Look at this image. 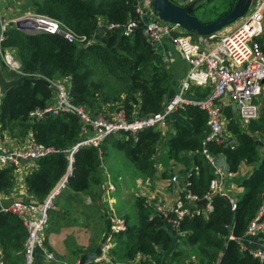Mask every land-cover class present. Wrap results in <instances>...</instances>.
<instances>
[{"label":"trees","instance_id":"trees-1","mask_svg":"<svg viewBox=\"0 0 264 264\" xmlns=\"http://www.w3.org/2000/svg\"><path fill=\"white\" fill-rule=\"evenodd\" d=\"M26 1L34 13L56 18L80 34H93L100 18L120 25L130 18H137V0ZM233 5L218 13L214 10L218 9L216 6L200 21L211 22L226 14ZM263 38L259 39L261 44ZM1 46L13 51L23 72L50 79L69 77L71 101L85 106L92 113L101 111L104 106L113 109L115 105V108H122L127 117L153 114L162 110L178 84L177 63L167 68L161 55L146 41L141 28L135 29L130 36L108 31L93 43L79 46L57 34L26 33L12 25L7 28ZM97 68H103L107 74L124 82L117 94L108 80L94 78ZM0 69L7 78L17 77L1 60ZM207 91L194 89L197 97L205 96ZM121 92L124 96L120 95ZM52 95V87L24 81L7 89L0 101L2 135L5 131L10 137L23 141L31 132L36 143L61 151L39 158L35 167L25 175L27 192L38 201L48 196L66 176L69 161L65 150L80 139L88 127L70 111L30 120L29 112L45 107ZM225 113L232 143L210 142L208 150L214 156L224 157L230 173H236L242 164L252 165L239 183L244 192L237 197L235 210H231L223 198L213 195L209 199L211 210L200 203L191 205L194 213L185 215L173 228L143 197L136 196L138 222L130 224L126 220V229L113 235L109 254L114 262L136 264L133 261L137 260V264H189L185 257L190 250L196 256L198 261L194 263L197 264H264L247 251H240L236 240L227 238L230 233L236 237L244 233L264 192V151L261 153L264 143L256 142V134L264 133V111L246 128L234 118L231 107H227ZM169 119L172 131L166 133L160 128H145L135 134L109 136L99 149L81 147L74 154L71 174L60 192L92 190L93 196H98L105 179L100 170L99 152L103 158L112 144L125 152L143 177L153 175L156 161L165 164L172 160L182 165L190 172L187 178L189 191L200 200L205 198L214 175L212 166L200 151V142L207 129L206 112L197 106L186 105L172 113ZM161 175L167 177L166 172ZM14 186V167H0V193L9 194ZM48 229L49 225L47 232ZM25 236L20 218L0 210V246L5 260L13 264L21 262Z\"/></svg>","mask_w":264,"mask_h":264},{"label":"built area","instance_id":"built-area-1","mask_svg":"<svg viewBox=\"0 0 264 264\" xmlns=\"http://www.w3.org/2000/svg\"><path fill=\"white\" fill-rule=\"evenodd\" d=\"M135 11L137 18H130L123 25L108 23L100 18L96 30L90 35L77 33L60 20L45 14L32 13L25 17H18L12 22L0 20V60L5 67L17 77H43L49 81L53 90L50 98L52 101L45 107L31 110L29 119L36 120L44 115H57L70 111L88 126L83 130V136L65 150L69 161L67 174L48 196L42 201H22L13 198L14 201L9 207L0 206L1 210L9 211L20 218L26 230L20 252L22 260L19 264H33L37 250H43L47 260L55 259V254L46 247L49 211L54 197L64 188L67 177L71 174L74 154L81 147L93 146L99 149L109 136L135 134L145 128L162 130L166 126L171 127L170 115L186 105L197 106L207 115V129L200 142V151L212 166L214 175L209 181L205 198L209 200L217 193H224L229 197L230 209L236 208L237 198L229 196L224 189V179L232 173L223 166L217 156L210 153L207 145L210 142L232 143V140L227 138L228 118L225 113V100L234 105L237 113L236 120L239 124L257 119L261 113L258 97H264V51L259 39L264 33V0H252L246 14L239 18V22L232 29L225 27L209 35H197L196 41L192 40V37L179 25L160 20L150 0H137ZM25 19H30L32 23L24 24L25 27L22 29L24 32L57 34L79 46L93 43L108 31L130 36L135 29L141 28L146 41L157 53L159 50L156 45L168 41L185 62L184 73L178 81V90L166 100L162 110L147 116L127 117L122 108L118 109L114 106L113 109H107L104 106L101 111L92 113L85 106L71 101L69 77L50 79L39 74L23 72L21 63L13 51L2 48L1 42L5 38L9 24L15 25V22ZM161 57L167 66L173 61L171 53L162 54ZM194 89H208V91L205 96L193 97ZM5 139L7 138L0 132V167L12 165L15 182L18 177L32 170L39 158L50 153L61 152L53 146L36 143L31 134L23 143L13 146L7 144ZM99 157L102 158L100 152ZM169 174L166 186L172 194V200L169 203L156 204L154 208L167 219L169 226L175 228L185 215L194 213L195 210L191 205H196V201L200 199L188 189L190 182L187 178L190 172H185L183 182L175 170H170ZM115 190V186L106 181L104 192L107 199ZM204 208L211 210L210 203L208 202ZM109 213L111 214L108 225L109 236L106 242L101 244V254L97 258V261L106 264H111L109 254L111 237L127 227L122 215L116 214L112 208ZM169 214H173V217H169ZM227 238L236 240L240 251H247L264 263V192L261 194L256 213L249 221L244 233L237 237L230 233ZM0 264H13L4 259L1 246ZM189 264L197 263L189 262Z\"/></svg>","mask_w":264,"mask_h":264},{"label":"crops","instance_id":"crops-1","mask_svg":"<svg viewBox=\"0 0 264 264\" xmlns=\"http://www.w3.org/2000/svg\"><path fill=\"white\" fill-rule=\"evenodd\" d=\"M183 3H178L180 5L185 4L191 0H181ZM264 36V33L260 37ZM260 41V40H259ZM262 49L264 51V38L262 40ZM170 43L162 42L159 44V53L162 54H172L173 61L169 63V66L180 65L181 73H179L176 82L183 75L185 70V62L181 59L179 54L170 49ZM177 54V57L175 56ZM181 75V76H180ZM6 77V76H5ZM7 78V77H6ZM11 78V77H10ZM173 92V90H172ZM195 93V92H194ZM195 95V94H193ZM1 100V96H0ZM262 100L259 98L261 104V112L264 111V97ZM52 100L49 99L48 102ZM225 109L231 107L234 114V118L237 119V113L233 105L225 100ZM115 107V105H114ZM250 122V121H249ZM248 122V123H249ZM248 123H241L243 128H246ZM167 127V126H166ZM164 129V128H163ZM162 129V132H163ZM168 132V130L166 131ZM228 132V130H227ZM6 138H10L7 132H3ZM31 134L29 132L25 139ZM227 138L232 140L231 134L228 132ZM21 141V140H20ZM25 140L21 141L19 144L23 143ZM12 143L17 145L16 142ZM13 146V145H11ZM110 149L117 151L118 155H115L111 161L108 162V152ZM125 152L121 149L116 148L114 145H110L107 148V154L101 158L100 170L105 174V179L99 187L98 196H93L92 190L73 192L68 190H63L53 199V204L51 207V214H55L57 221L52 225L49 224V229L46 234V247L48 250L55 254L54 260H47L46 255L43 250H37L34 256L33 264H78L79 256L82 253L92 251L98 244L106 242L109 233V217L111 208L116 214L122 215L125 220H128L130 224H137L138 215L137 208L135 205V197L140 196L145 199V201L153 207L159 203H169L172 200V194L169 188L166 186L167 179L169 178L170 170H175L180 175V180L183 182L185 180L184 174L186 169L182 165L177 164L173 166L172 164L167 165L156 161L154 166L156 171L152 176L143 177L141 173L135 169L131 175L118 173V179L120 182L114 185L109 179L110 174L108 173L110 168H113L117 162L123 161ZM126 156V155H125ZM218 160L223 163L226 167L225 159L221 155H216ZM108 164V165H107ZM108 166V167H107ZM109 168V169H108ZM245 168H247L245 170ZM251 169V165L242 164L236 173H232L231 176L225 177L224 179V189L229 196L237 198L241 195L244 190L239 186L242 178H244ZM166 172L167 177L163 178L161 173ZM132 180L129 179V177ZM25 175L18 177L15 182L14 189L9 194L0 193V201L2 199H18L22 201H35L36 199L28 194L25 185ZM106 181H109L115 186L114 193L110 194L109 199L104 192ZM37 201V200H36ZM118 206L115 208V205ZM130 205H134L135 215L133 219H130L127 215V209ZM1 206V205H0ZM1 210V207H0ZM156 212V211H155ZM54 221V220H53ZM113 236L110 239L111 248L113 247ZM254 246V245H253ZM16 254V253H15ZM192 263L193 261H188ZM111 263L115 262L111 259Z\"/></svg>","mask_w":264,"mask_h":264},{"label":"water","instance_id":"water-1","mask_svg":"<svg viewBox=\"0 0 264 264\" xmlns=\"http://www.w3.org/2000/svg\"><path fill=\"white\" fill-rule=\"evenodd\" d=\"M201 1L203 0H193L185 5H180L173 2L172 0H150V3L160 20L177 24L189 34L195 33L197 35H209L220 31L225 26L232 24L237 19L245 15L252 2V0H236L233 7L226 14L211 22L202 23L200 19L192 13L193 9ZM26 23H32V21L30 19L20 20L15 22V26L22 30L24 29V24ZM24 81H29L31 83H42L46 86H50L49 81L43 77L19 76L6 78L0 69V96H2L7 89ZM233 108H235L234 105ZM256 142L260 143L259 140H256ZM216 195L223 198L226 204L230 206L229 197L226 194L217 193ZM13 201V198L2 199L0 201V205L2 208H7ZM208 202L209 200L207 198L196 201V203L202 204L203 207H206ZM157 214L163 218L162 214L158 212ZM100 254L101 244H98L92 251L82 253L79 256L78 264H88L90 262L97 261V258L100 256Z\"/></svg>","mask_w":264,"mask_h":264},{"label":"rangeland","instance_id":"rangeland-1","mask_svg":"<svg viewBox=\"0 0 264 264\" xmlns=\"http://www.w3.org/2000/svg\"><path fill=\"white\" fill-rule=\"evenodd\" d=\"M173 1L175 3H183V1H181V0H173ZM191 1H193V0H191ZM235 1L236 0H203L199 4H197L198 7H195L193 9L192 13L196 17H198L199 19L204 20L205 16L207 17L208 15H210L209 14L210 13L209 10H211V9L215 8L216 6H218V9L216 10V8H215L214 10L217 13L221 12L225 8H227V6H229L230 4H234ZM211 12H212V10H211ZM32 13H34V12L31 10V8L29 7V3L26 0H0V20H5V21H11L12 22L13 20H16L18 17H21V16L25 17V16H27L29 14H32ZM238 22H239V19H237L235 22H233L232 24H230L228 26H225V27H227L228 29H232ZM12 25H14V23H10L8 27H11ZM189 36L192 37V40H195V41L197 40V34H193L192 33V34H189ZM165 42H167V41H165ZM156 47H157V49L159 48V43L156 45ZM170 49L173 51V48H172L171 45H170ZM175 56L177 57V54ZM176 69H177L176 70V77H178V75H179L178 73H181V69H180L179 63H178V65H176ZM94 78L101 79V80H108L110 82V84L112 85V88H113L112 90L114 91L115 94H117L119 92V90H121V88L124 86V82L122 80H118L115 77L107 74V72L103 68H97ZM172 87H174V82L172 83ZM177 90H178V84L176 85V91L175 92H177ZM120 95L124 96V93L121 92ZM120 95H119V98H120ZM259 98L261 99V101H263L262 100V96H259L258 99ZM167 130L168 131H172L171 127L167 126L166 128L163 129V132L166 133ZM256 137L262 144L264 143V133H262V134L257 133ZM5 140L7 141L6 143L9 144V145H14L12 143V141L16 142V144L22 141V140L20 141L19 138H13V137L7 138ZM263 151H264V149L262 148L261 149V153ZM108 154H109L108 155V162L111 161L115 155H118L117 151L114 150V149H110ZM123 155H124V153H123ZM166 164L167 165L172 164L173 166H175L178 163H176V162H174L172 160H169V161L166 162ZM251 168H252V165H251ZM246 169L247 168H245V170ZM108 171H109L108 173H111L110 177H109L110 181L112 183H114V185H117L120 182V180L118 179V175H117L118 173H120V174H124L125 173L127 175H131L135 171V168L130 163V161L127 159V157L124 155L123 161L117 162V164H115L113 166V168H110ZM128 177H129L130 180H132V178H130V176H128ZM227 179L228 178H226L225 180H227ZM114 205H115V208L118 206L117 204H114ZM127 215L129 216L130 219L134 218V215H135L134 205H130L128 207ZM56 221H57V217L55 216V214L53 215L50 212V221H49V223L52 225ZM111 259H113V261H114V258L111 257ZM185 260L186 261H193V262L198 261L196 256L192 252H190V250L187 251ZM122 263H127V262H119V263H116V264H122ZM133 263L137 264L138 262H137V260H134ZM91 264H106V263H101L99 261H93Z\"/></svg>","mask_w":264,"mask_h":264},{"label":"bare ground","instance_id":"bare-ground-1","mask_svg":"<svg viewBox=\"0 0 264 264\" xmlns=\"http://www.w3.org/2000/svg\"><path fill=\"white\" fill-rule=\"evenodd\" d=\"M193 97H197L196 95H193Z\"/></svg>","mask_w":264,"mask_h":264}]
</instances>
